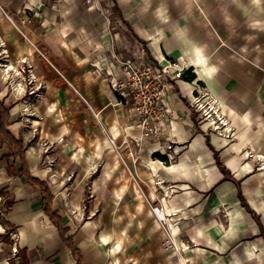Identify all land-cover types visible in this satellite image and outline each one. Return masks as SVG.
I'll use <instances>...</instances> for the list:
<instances>
[{
    "label": "crops",
    "instance_id": "1",
    "mask_svg": "<svg viewBox=\"0 0 264 264\" xmlns=\"http://www.w3.org/2000/svg\"><path fill=\"white\" fill-rule=\"evenodd\" d=\"M0 2L8 15H0V36L14 63V71L8 66L3 70L25 81L27 97L44 115L29 124L38 128L49 152L32 153L24 147L28 172L50 189L51 210L80 252L82 264H260L263 238L241 206L234 181L242 192L240 127L264 122V73L253 67L240 70V52L232 54L228 46L240 47L243 42L258 61L264 58L260 48L264 47L260 37L264 11L233 0L113 1L126 33L135 40L133 46L145 51L148 63L165 66L174 60L182 74L190 68L195 75L192 82L173 80L175 92L164 100L171 113L166 141L174 143L170 154H175V161L160 160L157 156L162 153H154L159 145L152 141L141 149L140 164L134 167L123 141L138 137L139 131L129 107L109 85L110 78H125L111 63L112 51L124 58L131 51L127 37L115 32L118 23H108L103 8L89 9L83 0ZM12 19L19 33L12 29ZM243 31L256 37L242 41ZM219 39L226 47L214 54ZM229 78L236 79L235 90L224 82ZM198 86L220 100L219 116L226 122L222 127L234 131L232 144L195 127L190 102ZM249 94L256 95L251 102ZM8 108V130L22 143L11 130ZM250 134L251 139H261ZM109 138L119 147L123 162ZM1 146L8 152L0 159V191L10 197L5 200L10 208L0 215V234L4 228L17 234V246L25 250L29 264H76L44 211L40 191L19 176V162L8 159V147ZM260 148L264 149V142ZM214 154L232 180L224 178ZM50 160L53 164L47 165ZM133 174L141 179L137 186L142 194L132 182ZM212 191L214 196L207 197ZM154 207L162 210L163 224Z\"/></svg>",
    "mask_w": 264,
    "mask_h": 264
},
{
    "label": "rangeland",
    "instance_id": "2",
    "mask_svg": "<svg viewBox=\"0 0 264 264\" xmlns=\"http://www.w3.org/2000/svg\"><path fill=\"white\" fill-rule=\"evenodd\" d=\"M55 3L60 0H53ZM114 0H103L100 2V7L103 8L104 13L108 14L110 18V22L112 24L118 23V28H116V24L114 25L115 32L117 35L126 36L129 41L130 50L135 53L137 49L133 46L136 45L135 40L133 38H130L128 33H126V28L124 26V23L122 20L118 18L114 11ZM221 1V0H218ZM227 0H225L226 2ZM234 2L240 1V6L246 7L250 6L251 9L254 7H258L255 11H264V0H261L259 4H252L250 0H233ZM258 2L259 0H255ZM84 6L87 7L85 4V0H83ZM237 5V3H236ZM221 6V5H218ZM231 11L232 9H229ZM250 11L249 9H246ZM254 11V12H255ZM253 10L250 11L253 17L258 14L254 13ZM0 15L1 17H7V13L4 10L3 5L0 2ZM10 17V16H9ZM261 18L263 22H261V38L264 40V14H261ZM256 24H254L255 27L259 26V23L254 21ZM10 25L13 30H15L17 33H19V25L17 23H14L13 19L10 22ZM2 29L4 31L5 27L2 25ZM213 35L216 37L218 34V30L212 29ZM122 34V35H121ZM240 37L242 36V41H244V38H253L256 37V34L249 35V33L240 32ZM217 47L214 52H216L220 48H225L226 45L223 43L220 39L217 40ZM243 42H241L240 47L237 45H231L228 46V49L232 54H237L240 52V70L242 68L249 69L250 67H253L254 70H261L264 73V58L260 59L258 61L257 56L252 54L249 51H246V47H244ZM264 48V47H260ZM238 49V50H237ZM240 49V51H239ZM245 51V54L243 52ZM145 52V51H144ZM144 54V53H143ZM145 55V54H144ZM264 56V55H263ZM262 56V57H263ZM204 58V56H203ZM255 59V60H254ZM254 60V61H253ZM172 62H175L174 60ZM250 62V63H249ZM251 62H254L255 64H251ZM218 64L220 65V59H218ZM222 64V63H221ZM4 66H8L11 68V70L14 71V63L12 58V53L10 49L8 48V45L6 44V41H4L3 38L0 36V100L4 102V104L7 107H10V114H11V130L15 134L16 137L22 139L23 146L30 152L36 153V152H45L48 151V148H46V141L41 139V137L38 136V128H33L29 123L32 122V119L43 118L44 115L38 114V110L35 106V100L31 97H27L28 91L26 89L25 81H21L20 78L15 77L13 71H9V73H5L3 70ZM175 72H172V75H174ZM242 77V73H240V78ZM178 79V78H177ZM220 79V78H219ZM243 80V78L241 79ZM173 81V80H172ZM228 81V82H227ZM224 82H227L226 85L229 86L232 90H235L238 83L236 79H225ZM246 82H249V79H246ZM263 84V83H261ZM173 88V94L175 92L174 90V84H171ZM243 87V85L240 83V89ZM198 93L195 95V97L190 102V109L193 111L195 115V127L198 128L197 130H200V127L203 131H205L207 134H215L216 136L228 140L227 143H233L235 136L233 135L232 128L227 129L226 127H222L224 122V119H221L222 116L220 115V111L218 110V107L221 105L220 100L214 96V94L209 93V91L203 87L198 86ZM252 91V90H251ZM256 95L249 94L248 102H251L253 97ZM260 98H262L259 95ZM40 96H37V99H39ZM261 100H264L262 98ZM212 108L210 110L209 108ZM91 111V109H90ZM89 111V112H90ZM68 114L72 111L68 110ZM211 116V117H209ZM247 117V116H246ZM224 122V123H223ZM168 122H164L162 126V133L164 135L160 137L159 141H154L161 147L163 146V143L165 144L167 141L166 139L169 137L167 135V132L165 130ZM208 124L207 127L205 125ZM227 130H226V129ZM248 129V130H246ZM196 130V131H197ZM248 132H251L250 135H259L261 136V139H264V122H255V124H250L249 126H243L240 127V146L244 145L240 148V155H239V162L240 166L244 168V175H245V186H242V192L245 193L248 197V199L252 202L253 207L255 208V213L258 215L259 220L264 228V149L260 148V144H263L262 140H256L251 139L248 135ZM258 136V137H259ZM166 141V142H165ZM147 143L148 145L151 144ZM169 144L172 146L173 149V142L170 140ZM50 145V144H49ZM50 150V149H49ZM7 148L5 146L0 147V159L1 157L6 154ZM49 152V151H48ZM172 159L168 160L167 158V164L173 163L175 161V154H171ZM48 164H53V160H50ZM132 178V182L138 183L140 185L141 179L138 178L137 175L130 176ZM240 186V185H239ZM137 187V186H136ZM138 189V187H137ZM139 193L142 194V191L138 189ZM241 192V194H242ZM242 194V196H243ZM214 196V192H210L207 194V197ZM244 197V196H243ZM9 200L10 197L6 196V192L4 190L0 191V215L6 213V208L4 206L5 200ZM245 199V197H244ZM246 200V199H245ZM247 202V200H246ZM248 203V202H247ZM249 205V204H248ZM251 208V207H250ZM1 218V216H0ZM258 227V226H257ZM9 229L4 228V231L0 234V264H17L18 262V253L15 255L12 254V249L9 248L11 245V241L9 240ZM259 236H260V230H259ZM261 237V236H260ZM263 240V239H262ZM264 241H262L260 248L263 247L264 249ZM19 249V248H18ZM260 264H264V257L260 259Z\"/></svg>",
    "mask_w": 264,
    "mask_h": 264
},
{
    "label": "built area",
    "instance_id": "3",
    "mask_svg": "<svg viewBox=\"0 0 264 264\" xmlns=\"http://www.w3.org/2000/svg\"><path fill=\"white\" fill-rule=\"evenodd\" d=\"M101 1L85 0V4L89 9L101 10L99 5ZM105 17L107 22L110 23L108 14H105ZM136 49L135 53L132 51L128 52L126 58L112 51L113 62L111 61V63L121 69L125 78L122 81L113 78L109 79L111 92L121 97L123 104L129 107L133 124L139 131L138 137L127 138L123 141L124 148L128 150L127 157L133 159L131 165L134 167L140 164L137 156L141 149L145 145H148L147 143L151 141L157 142L159 141L157 139L162 136L164 138L162 126L171 117L170 111L165 107L164 100L167 96L173 94L172 80L179 79L182 75L181 69L178 68L175 62L167 61L165 66L153 65L147 62L144 55L145 52L141 47ZM41 56L44 57L43 54ZM172 72H175V74L172 75ZM209 109L212 110L211 107ZM109 142L118 158L123 162L124 158L120 153L119 147L115 145L112 138H109ZM172 150V146L166 142L165 144L163 143L162 147L159 145L154 153H162L163 157H165L164 162L167 163V159H172L170 154ZM135 185L137 186V183ZM152 210L159 222L163 224L162 210L156 207ZM8 234L11 241L9 248L12 249V254L15 255L19 250L17 246V234L12 231H9ZM167 238L169 246L177 252V245L174 243L171 235H167Z\"/></svg>",
    "mask_w": 264,
    "mask_h": 264
},
{
    "label": "trees",
    "instance_id": "4",
    "mask_svg": "<svg viewBox=\"0 0 264 264\" xmlns=\"http://www.w3.org/2000/svg\"><path fill=\"white\" fill-rule=\"evenodd\" d=\"M179 79L187 82H192L195 79V75L190 73V68H189L179 77ZM9 124H10L9 108L4 105L3 101H0V143L5 144L8 147L9 150V154L7 155L8 159L11 158L12 160H17L20 165V168L18 170L19 176L24 177L28 184L38 188V190L40 191V198L42 204L44 205V211L46 215L49 217L51 222L57 228L64 243L71 250V254L73 258L76 260V264H82V258L80 252L74 247L70 237H65V233L67 232V230L62 227L60 218L56 215V212L51 210L53 195L50 189L48 188L45 182L35 179L29 174L25 159V148L22 145V143L10 133V131L8 130ZM214 156H215L216 165L223 174L224 178L232 180L228 171L225 169V167L221 164V162L217 158V155L214 154ZM157 157L162 161H165V157L159 155ZM13 165L14 164L12 163V165H10L9 167ZM234 183L238 188L237 196L241 206L250 214L252 219L255 221L256 225L260 230V236L263 238L264 241V228L259 220L258 215H256V213L248 206L246 200L244 199V197L242 196L239 190V184L236 183L235 181ZM4 206L6 210H9L10 202L5 201ZM18 264H29L25 250H18Z\"/></svg>",
    "mask_w": 264,
    "mask_h": 264
},
{
    "label": "bare ground",
    "instance_id": "5",
    "mask_svg": "<svg viewBox=\"0 0 264 264\" xmlns=\"http://www.w3.org/2000/svg\"><path fill=\"white\" fill-rule=\"evenodd\" d=\"M241 26V25H240ZM202 56V54H200ZM203 57V56H202ZM199 58V57H198ZM211 65V64H210ZM203 73V72H202ZM184 245V244H183Z\"/></svg>",
    "mask_w": 264,
    "mask_h": 264
}]
</instances>
